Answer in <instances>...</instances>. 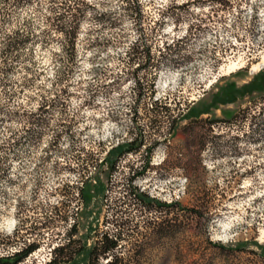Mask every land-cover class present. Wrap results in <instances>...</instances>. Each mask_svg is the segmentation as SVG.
I'll use <instances>...</instances> for the list:
<instances>
[{"label":"rangeland","instance_id":"rangeland-1","mask_svg":"<svg viewBox=\"0 0 264 264\" xmlns=\"http://www.w3.org/2000/svg\"><path fill=\"white\" fill-rule=\"evenodd\" d=\"M127 5L100 1L99 9L109 10L115 24L100 26L87 18L82 39L106 43L81 47L78 67L58 85L57 43L26 44L5 61L0 55V104L17 111H0V142L12 144L0 171L1 236L15 243L11 249L39 241L31 257L40 264L48 257V242L59 241L70 222L77 219L83 235L96 215L101 230H116L115 218L124 221L128 235H122L118 253H133L131 242L145 241L142 252L152 264H264V97H257L264 94V63L253 68L264 58V0H140L138 18L124 10ZM26 13L0 21V51L4 33ZM137 26L148 35L152 62L163 67L154 81L140 70L136 84L124 72L142 62L127 61ZM232 61L239 67L227 72ZM92 68L110 76L103 81ZM251 80L255 89L244 88ZM88 84L107 89H98L85 104ZM136 85L144 90L140 96ZM64 86L66 104L41 114L47 126L34 129L39 136L29 139L27 115H39L42 95L61 101L53 90ZM159 104L168 109H153ZM211 118L219 121L211 124ZM65 124L71 136L63 132ZM137 124L146 144L155 143L150 167L129 179L148 155L145 147L123 155L117 170L100 172L103 198L95 195L86 206L78 193L82 178L67 166H75L73 157L81 151L102 156L131 139L139 133ZM66 183L77 186L69 217L49 228L50 210L63 211ZM130 187L161 202H178L170 208L152 202L143 209L128 194Z\"/></svg>","mask_w":264,"mask_h":264},{"label":"trees","instance_id":"trees-1","mask_svg":"<svg viewBox=\"0 0 264 264\" xmlns=\"http://www.w3.org/2000/svg\"><path fill=\"white\" fill-rule=\"evenodd\" d=\"M100 1L101 0H0L1 22L9 20L15 13L28 12L19 23L13 24L9 31L4 33L0 51L2 61L16 57L19 49L26 46V44L34 45L39 43L42 46H46L57 43L58 47L54 51V57L59 61V65L55 73V84L58 85L67 81L80 63L81 47L84 46L86 48L91 45L104 46V43H106V40H99L98 37H88L87 35L82 39L83 21L90 18L100 26L104 24L112 26L115 24V18L111 15L109 10L99 9ZM122 1L128 4L124 7V10L128 14L138 18L139 14L143 11L140 7V0ZM136 29L139 32L138 38L129 46L127 61L129 63L136 59H142V62L138 63L134 70L125 71L124 74L133 77L137 84L139 82L138 72L144 70L147 71V74L151 77L152 81H154L160 69L163 67V64L158 61L156 63L152 62L154 55L148 44V35L145 34L141 26H137ZM85 34H89V31ZM86 39V42L82 41ZM165 48L169 50V52H167L168 54L171 53L172 47L169 44L166 45ZM91 70H93L95 75H99L103 78V81L110 76L106 71H97L94 68ZM254 82V80H251L243 87L250 86L252 89H255V86H253ZM153 83L154 82H152V84ZM105 86L104 84L95 87L91 84L85 86L84 90L86 97L83 103H92L95 92L100 88H106ZM53 91L56 96H61V101L57 102L54 98L42 95L40 96V102L37 106L39 115L36 116L32 112L27 115L25 125L28 126L25 128V135H27L29 139L39 136V132L37 130L34 131V129L47 126L45 120L41 119V114L47 112V109L52 106L66 104L69 95L68 88L64 86L56 88V90ZM143 91L142 87L136 85L137 96H140ZM50 92L51 91H49V93ZM153 94L154 89H151L150 96ZM257 97H264V94L258 95ZM5 107L6 105L0 104V111L6 116L17 114V111L6 110ZM156 108L160 111H166V109H168L165 104L156 105L153 109L157 110ZM234 115L235 114H232L226 117L225 120L230 122L231 119L234 118ZM191 117L198 119L199 114L192 115ZM201 120L203 119L201 118ZM208 121L213 124L219 121V119L211 118ZM137 129L139 133H135L134 137L111 146L105 150V154L102 156H99L97 152L93 151H81L74 155L73 161L75 166L71 167L68 165L67 167L69 169H75L79 177L82 178V185L78 188V193L86 206L95 195H100L103 198L106 187L104 181L100 177V172L103 169L106 174H110L117 170L119 160L123 155L129 152H136L142 147H145L148 155L146 161L141 165V168L132 171V176H130L129 179L136 174H143L145 170L150 167V152L155 143L147 145L146 136L142 132L141 124H137ZM63 130L64 133L71 136L69 124H65ZM57 136L58 133L55 134V137ZM9 141L10 139L6 140L5 143L0 142V171H4L2 165L7 159L6 153L12 148V144L7 147ZM75 187L77 186L70 185L69 183L65 184V199L62 201L63 211H60L54 206V208L50 210L47 223L45 222L47 227L52 228L55 225V220L68 219V206L73 200V189ZM128 194L132 196V199L135 200L139 206L143 207V209L150 208L152 202H156L157 205L165 208L174 207L178 202H161L149 197L144 192H136L135 187H130L128 189ZM70 215H73V213ZM112 224L116 230H113L114 228L112 231L110 228L101 230L99 228L98 216H92L86 227V232L81 235L79 234L78 221L74 219L69 223V226L65 229L59 241L53 243L52 238V240L48 242V257L40 264H152L150 256L142 252L146 247L145 241L131 242L130 249L134 250L133 253H118L119 249L124 245V243L121 242L122 235H128V232L124 226L122 227L124 224L123 220L115 218L112 220ZM149 224H146V227L154 229V226L150 227ZM36 228L35 226L34 229ZM164 228L165 226L162 224L161 229ZM39 243L40 242L35 239L32 241L25 240L11 249L10 247L15 243L13 244V242L6 241L0 234V264H37L31 256L32 253L40 247Z\"/></svg>","mask_w":264,"mask_h":264},{"label":"bare ground","instance_id":"bare-ground-1","mask_svg":"<svg viewBox=\"0 0 264 264\" xmlns=\"http://www.w3.org/2000/svg\"><path fill=\"white\" fill-rule=\"evenodd\" d=\"M263 63H264V58L260 62H258L256 65H254L253 68L256 69L258 67H262ZM238 67H239L238 63L232 61V62H230L229 64L226 65V71L227 72L228 71H233L235 68H238ZM223 69H225V68L223 67Z\"/></svg>","mask_w":264,"mask_h":264}]
</instances>
